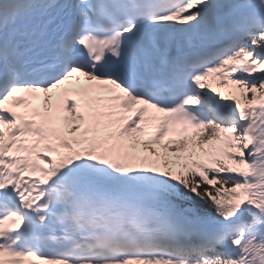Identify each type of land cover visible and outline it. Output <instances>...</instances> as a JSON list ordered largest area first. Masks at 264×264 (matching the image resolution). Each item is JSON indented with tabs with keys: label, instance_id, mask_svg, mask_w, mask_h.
I'll list each match as a JSON object with an SVG mask.
<instances>
[{
	"label": "snow or ice",
	"instance_id": "6c2138e0",
	"mask_svg": "<svg viewBox=\"0 0 264 264\" xmlns=\"http://www.w3.org/2000/svg\"><path fill=\"white\" fill-rule=\"evenodd\" d=\"M0 264H264V0H0Z\"/></svg>",
	"mask_w": 264,
	"mask_h": 264
}]
</instances>
